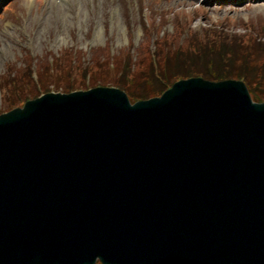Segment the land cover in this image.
Returning a JSON list of instances; mask_svg holds the SVG:
<instances>
[{
	"label": "water",
	"instance_id": "water-1",
	"mask_svg": "<svg viewBox=\"0 0 264 264\" xmlns=\"http://www.w3.org/2000/svg\"><path fill=\"white\" fill-rule=\"evenodd\" d=\"M264 264V102L188 77L0 113V264Z\"/></svg>",
	"mask_w": 264,
	"mask_h": 264
},
{
	"label": "rangeland",
	"instance_id": "rangeland-1",
	"mask_svg": "<svg viewBox=\"0 0 264 264\" xmlns=\"http://www.w3.org/2000/svg\"><path fill=\"white\" fill-rule=\"evenodd\" d=\"M9 1L0 0V15ZM199 6L202 10L196 11ZM141 7L145 8L143 23L138 14ZM164 13L169 17L165 24L158 21ZM178 15L192 19V28L176 23ZM217 17L227 23L230 35H241L254 21L264 25V0H12L0 16V79L8 64L26 71L25 58L48 52L52 54L45 56H53L68 47L77 50L78 55L70 60L77 79L82 77L79 72L84 65L89 75L100 76L109 68L116 72L109 62L112 66V61L116 62L120 69L127 48L137 56L142 54L144 61L136 66L145 69L150 63L148 48L153 47L157 35L173 36ZM68 67L64 65V70ZM12 73L16 74L14 70Z\"/></svg>",
	"mask_w": 264,
	"mask_h": 264
},
{
	"label": "trees",
	"instance_id": "trees-1",
	"mask_svg": "<svg viewBox=\"0 0 264 264\" xmlns=\"http://www.w3.org/2000/svg\"><path fill=\"white\" fill-rule=\"evenodd\" d=\"M178 17L176 23H182L184 28L185 25L186 28H192V19ZM247 32L250 33L244 36ZM247 32L230 35L228 25L222 18H211L199 28L158 37L153 47L148 48V68L137 67L136 64L143 63L144 57L142 54H133L127 48L129 51L123 52L125 58L119 63H123L120 69L112 61V68L116 72L109 68L101 72L100 76L89 75L87 65H84L79 72L82 76L79 79L73 77L70 63L73 55H78L77 50L68 47L53 56H45L51 55V52L36 59L30 56L31 59L25 58L26 71L14 69L12 64H8L6 73L1 76L3 81L0 79V91H3V95L0 97V112L50 90L69 92L113 85L123 89L132 100L148 98L161 94L176 79L189 76L215 81L242 79L253 99L264 101V32L254 27H249ZM39 57L48 60L45 62ZM67 64L69 67L64 70ZM13 70L16 74L12 73ZM95 264L101 263L97 261Z\"/></svg>",
	"mask_w": 264,
	"mask_h": 264
}]
</instances>
